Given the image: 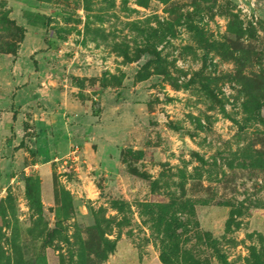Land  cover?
I'll return each mask as SVG.
<instances>
[{
    "label": "rangeland",
    "instance_id": "obj_1",
    "mask_svg": "<svg viewBox=\"0 0 264 264\" xmlns=\"http://www.w3.org/2000/svg\"><path fill=\"white\" fill-rule=\"evenodd\" d=\"M39 1L47 136L66 101L81 128L47 157L27 133L46 169L0 185V264H264V0Z\"/></svg>",
    "mask_w": 264,
    "mask_h": 264
},
{
    "label": "crops",
    "instance_id": "obj_2",
    "mask_svg": "<svg viewBox=\"0 0 264 264\" xmlns=\"http://www.w3.org/2000/svg\"><path fill=\"white\" fill-rule=\"evenodd\" d=\"M38 1H19L17 22L20 23L22 37L14 52L0 58V61L4 62L0 68V185L13 182L21 172L26 177L29 176L26 173L29 171L35 174L38 171L45 173L44 163L22 164L21 159L26 153L23 143L26 136H29L27 133L34 132L29 137L32 142L28 143L27 152L32 153L33 156L47 157L46 155L55 151L56 153L64 151L68 144H72V140L78 141L77 134L81 128L71 126L68 133L61 130V125H65L66 114H69L72 120L73 116H77L80 112L75 101H66L70 110H64L61 106L57 108L64 112H59L61 118L53 122L57 131L52 132V137L47 136V130L49 132L50 128L46 123L50 113L42 106L49 99L52 83L47 80L46 72L39 65H42L53 44L42 34L49 26L50 17L46 7ZM29 57L37 61V69L32 65H30L31 69H23L21 63L24 62L23 60L29 62Z\"/></svg>",
    "mask_w": 264,
    "mask_h": 264
},
{
    "label": "trees",
    "instance_id": "obj_3",
    "mask_svg": "<svg viewBox=\"0 0 264 264\" xmlns=\"http://www.w3.org/2000/svg\"><path fill=\"white\" fill-rule=\"evenodd\" d=\"M19 31L21 32V35H20V38H21L22 37V30L19 28ZM26 178H30V177H26Z\"/></svg>",
    "mask_w": 264,
    "mask_h": 264
}]
</instances>
